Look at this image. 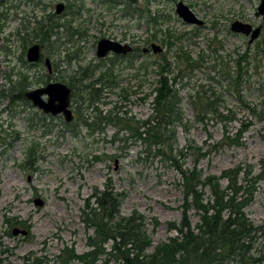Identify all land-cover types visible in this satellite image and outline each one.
Returning <instances> with one entry per match:
<instances>
[{
    "label": "rangeland",
    "instance_id": "1",
    "mask_svg": "<svg viewBox=\"0 0 264 264\" xmlns=\"http://www.w3.org/2000/svg\"><path fill=\"white\" fill-rule=\"evenodd\" d=\"M68 1L73 2L75 15L66 7L56 14L55 4ZM176 1L0 0V250L6 251L0 257L7 258L4 262L21 264L26 255L46 256L52 262L64 247L73 248L76 253L86 251V240L92 230L84 224L82 210L85 200L94 191L103 190L106 183L117 194L120 217H128L134 211L142 215L144 232L150 240L146 253L177 234L168 228V222L178 223L182 214V181L178 170L157 152V147L145 144L146 134L135 139L116 123L117 115L131 119V125L140 128L139 132L153 126L151 122L148 125L157 78L152 62L160 53L142 51L151 42L162 46L171 61L180 51L192 59H201L198 67L185 70L176 79L182 119L173 120L168 126L174 133V149L183 150L187 144L195 143L210 151L198 161L202 175H219L237 165L251 175L259 172L264 159V52L256 54L255 48L264 42V21L254 15L259 0H182L203 21L200 26L186 24L176 15ZM157 10L163 14V21L155 26L160 35L168 27L182 34L169 53L160 41L148 40L155 27L146 23V17ZM47 14L55 15L53 19L63 24L54 30L48 50L42 47L43 55L56 68L50 74L52 81L66 83L79 78L81 67L89 65L92 69L99 64L102 59L96 56V43L102 37L140 50L116 59L113 64L106 57L104 67L112 68L115 82L101 88L93 104L82 91V84L88 81L75 83L80 87L78 97L72 96L70 100L75 118L68 123L62 115L45 114L21 100L9 104L6 96H2L11 88L7 74L14 80L25 74L33 81L32 75L41 76L46 71L43 61L32 67L23 65L24 42L19 34L25 35L26 48L37 42L34 30L39 22L49 26ZM236 19L254 26L261 24L258 39L248 44L244 35L231 32L230 23ZM4 38L9 41L4 42ZM4 46L9 50L7 54ZM247 48L249 57L243 59L241 79L228 82L223 74L232 71ZM99 74L96 68L93 78ZM175 74L172 71L169 78ZM40 85L29 84L26 90ZM196 90L214 97L221 119L211 112L202 121L194 117L189 98ZM108 114L111 117L115 114L113 122L98 119L96 125L89 126L88 122L94 118ZM242 127L245 129L239 132ZM226 137L235 139V143H229ZM215 142L221 145L213 150ZM176 159L186 167L192 166L191 156ZM240 176L239 181L244 184V177ZM220 183L225 186L226 180L221 179ZM254 186L253 198L244 212L255 226H261L254 233L251 250L257 256L264 248V181ZM203 191L206 199L207 187ZM36 197L43 201L42 205L34 204ZM90 204L95 205L92 199ZM4 215L15 219L10 220L13 224H19L11 227L27 233L8 234ZM189 217L195 227L199 215L190 209Z\"/></svg>",
    "mask_w": 264,
    "mask_h": 264
},
{
    "label": "trees",
    "instance_id": "2",
    "mask_svg": "<svg viewBox=\"0 0 264 264\" xmlns=\"http://www.w3.org/2000/svg\"><path fill=\"white\" fill-rule=\"evenodd\" d=\"M67 8L72 15H75L73 2L68 1ZM146 19V23L152 28L163 21V14L157 10L149 13ZM47 21L48 27L39 22L34 30V36L38 38L37 42L42 44L45 50H48L47 46L51 42L50 38L53 33H55L54 30L63 25L53 17ZM152 30L148 40L160 41L162 45L166 46L168 53L172 46L177 43L175 41H179L182 37V34L175 33L170 27L166 28L161 35L157 32L156 27ZM21 38L24 42V52L27 40L25 36ZM255 48L256 54L264 52V42L256 44ZM52 51L54 50L52 49ZM134 51L139 52L140 50L134 47ZM66 57L70 58L71 56L67 53ZM158 57L152 62L157 75L154 88L155 95L152 101V116L148 123V125L150 122L152 123V128L148 126V129H145L144 127L139 132L140 128L136 129L131 125V119L124 120L121 118L122 116L117 117V115L116 123L121 125L122 130H128L135 139H140L142 135L146 134L147 136H143V140L146 141L145 144L148 147H157V152L178 170L182 181V214L178 223L168 222V228L175 230L177 234L159 243L151 253H146L150 240L144 232L142 215L134 211L128 217H120L117 194L106 183L103 190L94 191L90 198L85 200L82 210L84 224L92 230V234L86 240L88 247L86 251L76 253L73 248L64 247L52 262L46 256H32L31 258L26 255L21 264H70L74 261L81 264H109L111 261L116 264H259L260 262L264 264V248L259 250L257 256L251 254L254 245V233L261 229V226H255L244 212L245 207L253 198L256 189L255 183L264 181V159L261 160L260 170L255 175H251L250 171H243L239 165L226 168L219 175H202L198 161L207 156L210 151L203 150L195 143L187 144L183 150L174 149V133L168 126L173 120L181 121L182 119L180 97L175 88L176 79L182 76L185 70L189 71L198 67L201 59H192L184 51L175 53L172 61L170 60L171 56L169 57L164 51H161ZM240 57H242L240 60L235 61V67L232 71L223 74L224 79L228 82H237L241 79V74L244 71L242 62L243 59L246 60L249 57V48ZM124 58L126 56L113 55L109 56L108 60L113 64L116 59ZM105 59L99 60V64L97 63L92 69L89 65L81 67L79 78L66 81L72 89L73 98L78 97L77 91L80 87L75 83L79 81H88L87 84H82V91L87 95V100L91 104L99 96L98 92L101 88L114 85L115 81L110 71L112 68L104 67ZM22 63L23 65L28 64L24 59H22ZM173 66L176 68L173 69ZM96 68H99L100 74L94 79L93 72ZM172 71H175L176 74L170 79L169 74ZM7 78L11 83L9 93L5 95L9 104L20 100L28 103L23 92L26 90V86L32 84L33 81H29L25 74L21 75L18 80H14L9 73ZM96 84H99L100 87L96 88ZM2 96L4 95L2 94ZM80 98L85 101L83 95ZM189 104L192 106L194 117L198 121H202L205 115L210 112L220 119L223 117L215 109L217 102L214 97L207 96L204 91L196 90L190 96ZM111 115L96 117L88 124L89 126L96 125L98 119L99 121L113 122L115 114L112 117ZM84 121L86 122V120ZM124 122L126 124L122 126ZM143 125H146V122ZM244 129L245 127L240 128L239 132ZM226 138L229 139V143H235V139ZM220 145V142H215L212 149L216 150ZM178 156L183 158L191 156L193 158L192 166L186 167L184 164L178 163L176 159ZM240 174L244 177V184L239 181L241 179ZM221 179L226 180L225 186L221 185ZM205 187L209 191L206 199L203 191ZM91 199L95 204L94 206L90 204ZM190 209H194L199 215V222L195 227H192L190 222ZM10 220L15 219L4 215V224L8 227V234L12 233L13 227L11 226L19 225L18 223L13 224ZM108 244L109 248L107 249ZM5 252L0 250V253ZM4 261H7V258L0 257V264H13Z\"/></svg>",
    "mask_w": 264,
    "mask_h": 264
},
{
    "label": "water",
    "instance_id": "3",
    "mask_svg": "<svg viewBox=\"0 0 264 264\" xmlns=\"http://www.w3.org/2000/svg\"><path fill=\"white\" fill-rule=\"evenodd\" d=\"M56 13H60L64 5L63 3H57ZM175 13L176 15L186 24L200 26L203 21L198 18L195 13L186 5L182 0H178L175 3ZM256 17H260L264 21V0H259L256 10L254 11ZM230 31L238 34H242L248 37V44L253 43L258 39L262 25L258 24L253 26L251 23L242 21L239 19L233 20L230 23ZM150 50L157 54L160 53L163 48L156 42H151L149 45ZM132 50L131 46L127 43H121L116 40L109 38H100L96 44V55L99 58L105 57L109 52L116 54H126ZM148 47L143 48V51H147ZM41 59V45L39 43H33L28 46L26 50V60L30 63H35ZM45 64L50 67V59L48 57L44 58ZM45 95L44 99L42 96ZM70 95L71 89L65 83L62 82H49L43 87H38L24 93L25 98H27L31 104L38 109H40L45 114H50L52 116L62 115L66 122H71L74 119L72 110L70 109ZM116 163V160H115ZM34 204L40 206L43 201L40 198L34 199ZM26 230L20 228H13L12 234H22L25 235Z\"/></svg>",
    "mask_w": 264,
    "mask_h": 264
},
{
    "label": "flooded vegetation",
    "instance_id": "4",
    "mask_svg": "<svg viewBox=\"0 0 264 264\" xmlns=\"http://www.w3.org/2000/svg\"><path fill=\"white\" fill-rule=\"evenodd\" d=\"M177 2V1H176ZM57 3H63V2H57ZM56 3V4H57ZM56 4H55V6H56ZM63 5H64V8H63V10L61 11V12H64V10H65V7H66V9H67V4H64L63 3ZM60 12V13H61ZM55 13H56V8H55ZM60 13H56V14H60ZM0 16H1V13H0ZM55 15H51V14H47V16H46V20L47 19H50V18H52V17H54ZM1 18V17H0ZM254 26V25H253ZM19 36H20V38L22 37L20 34H19ZM25 36V35H24ZM246 38H248L247 36H245ZM102 38H106V37H102ZM5 39L7 40V41H9V38H4V42H5ZM22 39V38H21ZM110 39V38H109ZM113 40V39H112ZM248 42V41H247ZM36 43H39V42H36ZM33 44V43H32ZM40 44V43H39ZM97 44V43H96ZM128 44V43H127ZM41 45V59H40V61H38V62H35V63H30V62H28L27 60H26V50H27V48L25 47V49H24V52H23V54L25 53V61L28 63V64H25V65H28L29 67H32V66H35V65H37L39 62H42L43 61V65H44V67H45V69H46V71L43 73V74H41V76L39 75H32L31 77H32V79H33V83H32V85H34V84H42V85H40V86H37V87H35V88H38V87H43V86H45L47 83H49V82H55V81H52V79H51V73L53 72V70H56V68H54V66H53V64H52V62H51V60H50V67H48L46 64H45V62H44V58L45 57H47V56H44L43 55V49H42V47H43V45L42 44H40ZM150 45V44H149ZM30 46V45H29ZM131 46V45H130ZM131 48H132V50L130 51V52H128V53H126V54H116V53H113V52H109L105 57H103V58H100V59H104V58H106V57H108V56H113V55H122V56H126V57H128L129 56V54L131 55V53L133 52V49H134V47L133 46H131ZM145 48V47H144ZM150 50V48H149V46H148V50L147 51H149ZM3 51H4V53H8V51L9 50H7V48H5V46L3 47ZM142 51H143V49H142ZM147 51H143V52H147ZM152 52V51H151ZM97 56V55H96ZM49 58V57H48ZM99 58V57H98ZM22 59L23 58H21V61H22ZM50 59V58H49ZM38 80H40L39 82H37ZM57 82H61V81H57ZM62 83H64V82H62ZM66 85H67V83H65ZM68 86V85H67ZM70 87V86H69ZM35 88H32V89H35ZM31 88L30 89H27V90H25L24 92H23V94L26 92V91H29V90H32ZM70 89H71V87H70ZM25 97V96H24ZM44 99L46 98V96L45 95H43L42 96ZM71 98H72V89H71V95H70V100H71ZM26 100L28 101V102H30L27 98H26ZM24 102V101H23ZM71 102V101H70ZM26 103V102H25ZM31 103V102H30ZM70 105H71V103H70ZM69 105V107H70V109L72 110V108H71V106ZM35 107V106H34ZM37 108V107H36ZM40 110V109H39ZM42 112V111H41ZM73 112V111H72ZM73 115H74V112H73ZM74 118H75V115H74ZM74 120V119H73ZM66 122V121H65ZM68 123V122H67Z\"/></svg>",
    "mask_w": 264,
    "mask_h": 264
}]
</instances>
